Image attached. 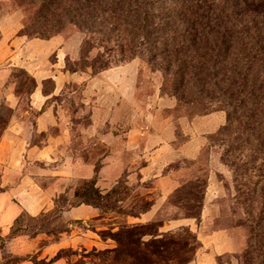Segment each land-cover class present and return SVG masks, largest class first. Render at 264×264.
<instances>
[{
  "label": "rangeland",
  "instance_id": "rangeland-1",
  "mask_svg": "<svg viewBox=\"0 0 264 264\" xmlns=\"http://www.w3.org/2000/svg\"><path fill=\"white\" fill-rule=\"evenodd\" d=\"M27 4L20 0H2L0 17L8 11L15 12L22 18L18 33L36 36L37 21L31 23L25 9ZM49 19L46 18L48 24ZM40 20L43 25L42 18ZM101 28L105 37L96 34L90 37L89 32L67 23L50 38H58L56 48L49 47L50 43L37 46L35 54L45 52L43 56L39 59L32 55L26 60L32 62L31 66H45L47 73L43 74L46 75L51 73L49 66L65 68L63 87L46 102V109L57 116L46 133L33 131L41 103L35 95L29 96L31 77L22 72L21 67H13L8 78L0 82V134L10 121L17 119L26 126L23 141H32L39 147L47 144L40 153L38 146H27L24 150L20 145L16 153L7 150L2 154L3 159H9L16 166L10 165L8 174L7 168L0 167V264L25 261L31 264H184L200 246L202 235L216 229L228 230L236 252L216 255L214 264H239L237 252L245 245L252 228L249 207L243 197H239L232 168L223 158L233 133L211 135L210 145L199 160L175 161L171 165V179L166 183L154 177L144 179L139 167L146 157L142 152L130 156L127 151L123 153L126 162L136 160L133 164L136 173L130 176L128 166L117 158L112 133L126 130L130 120L140 122L142 116L137 115L136 109L145 105L155 90L175 96L174 81L159 61H149L148 49L153 46V39L146 37V44H140L142 39L137 40L138 36L132 34L128 26L102 24ZM114 40L124 43L126 50L131 48L128 43L134 42L135 51L121 55L117 46L115 56L110 57L108 48H112ZM2 64L5 65V61ZM118 66H140L138 106L129 99L120 102V91L99 80L117 79ZM39 84L49 93L55 81L46 77ZM184 90L185 99L175 96L176 113L204 114L223 108L220 102H209L198 93ZM103 117L108 118L105 124L101 123ZM66 128L70 131L63 134ZM109 131L110 135L103 141V133ZM57 135L62 139L50 149V140ZM115 140L117 142V137ZM215 167L222 196L216 200L217 207L201 214L203 197L209 187L207 176L213 174ZM169 169L171 167H166L164 171ZM92 178L96 187L106 194L103 207L79 203L84 193L91 195ZM31 181L52 195L51 209L34 215L15 204L13 192ZM169 187L173 188L169 197L161 200V194ZM77 192L80 197L75 196ZM156 201H160L157 212L149 215L148 220L145 213ZM88 206L97 209L98 215H87L90 214ZM73 208L79 209L72 213ZM180 222L186 223L175 227ZM132 230L159 236H146L150 241L142 244L140 240L130 241ZM117 231H121L124 238L123 252L118 256ZM206 251L207 248H202L192 264H199ZM132 253L135 258L130 257Z\"/></svg>",
  "mask_w": 264,
  "mask_h": 264
},
{
  "label": "trees",
  "instance_id": "trees-1",
  "mask_svg": "<svg viewBox=\"0 0 264 264\" xmlns=\"http://www.w3.org/2000/svg\"><path fill=\"white\" fill-rule=\"evenodd\" d=\"M20 1L28 3L25 9L31 23L37 21V35L25 33L28 37L51 38L67 23L89 32L90 37H105L102 24L128 26L137 40L142 39L140 44H146V37L153 39L149 61H159L167 75L173 76L177 98L185 99L186 88L209 102L223 104L220 109L226 112L227 121L218 132L233 133L223 158L232 168L238 195L251 216L252 232L237 252L239 264H264V0ZM46 18H50V24ZM128 44L130 50L114 40L108 48L110 57L115 56L117 46L121 55L133 53L136 45ZM19 69L32 79L30 94L37 82L27 70ZM90 182L91 195L84 193L79 203L103 207L106 194L96 187L94 178ZM203 198L201 214L205 195ZM149 235L159 236L132 230L130 241L147 244L150 240L145 237ZM117 243L118 256L124 246L121 231H117ZM202 248L200 241L184 264H192Z\"/></svg>",
  "mask_w": 264,
  "mask_h": 264
},
{
  "label": "crops",
  "instance_id": "crops-1",
  "mask_svg": "<svg viewBox=\"0 0 264 264\" xmlns=\"http://www.w3.org/2000/svg\"><path fill=\"white\" fill-rule=\"evenodd\" d=\"M21 21L22 18L15 12L8 11L7 14L0 17V28L2 31V38L0 40V82L8 78L11 68L13 67H21L35 78L37 86L29 96L32 97L35 95L37 97V102H40L41 106L35 122L33 121L32 127L34 133H46L49 128L53 126L52 120H55L57 117L55 113L46 109V102L49 98L58 94V91L63 87L62 77L66 72L63 66H49L48 69L51 73L46 75L43 74L47 73V71L43 69L45 66H31V61L26 62L32 55L39 59L43 56L45 52H43L42 55L39 54V52L35 54V47L37 46H45V44L50 43L51 46L49 47L52 49L56 48L58 45V38L50 40V38H31L25 34H19L18 31L21 28ZM3 61H5V65H1ZM60 62L61 59H59V63ZM56 65L60 64L56 63ZM139 73L140 66H118L117 79L110 78L99 80L104 83L103 85H105V83L108 85L112 84V87L120 91V102L129 99L138 106L137 92L139 88ZM39 74L43 75L39 77ZM46 77H50L55 81L54 89L49 93L43 91L41 84H39L40 81L44 80ZM121 105L122 104H120L119 108ZM177 106L178 100L175 96L163 94L160 89L155 90V92L149 95V99L145 102V105H141L136 109L137 115H141L142 120L140 122L130 120V126L126 130H119L117 133H112L114 136V148L117 150V158H121L123 163L128 166L130 176L136 173L133 168V164L136 160H131L130 163H127L123 153L128 151L131 156L142 152L146 160L139 167L141 176H143L144 179L154 177L161 183H166L171 179V171L173 170L171 165L175 161L178 159L199 160L203 150L210 145V136L217 133L226 124L227 114L220 108L204 114L191 115L189 113H176ZM107 120L108 118L103 117L101 123L105 124ZM25 128V123L13 119L0 134V167L7 168V174L9 173L8 167L10 165L16 166V163L14 164L10 162L9 159L6 160L2 158V154L7 150L11 153H16L20 145L24 150H27V146H38V152L40 153L47 148L46 142L39 147V145L34 142L32 143V141H23ZM69 131L70 129L66 128L63 134H68ZM110 133V131L103 133V141L106 140V137L109 136ZM116 137L117 142L115 140ZM60 139H62L61 135L52 137L50 140V149H53L55 144L60 143ZM116 143L117 147H115ZM39 153H37V155ZM166 167H171V169L166 172L164 171ZM212 171L213 174L208 177L209 187L208 191L205 193L203 214L207 210L210 212L212 208L217 207L216 200L222 196L219 187L218 168L215 167ZM172 189V187H169L167 191L164 190L160 199H167ZM12 198L22 211L34 215L43 210L51 209L53 206L52 195L45 189H42L34 181L29 182L27 185H23L22 189H17L13 192ZM159 204L160 201H156L152 208L145 213L148 220L151 219L149 215L157 212ZM79 208H73L71 212L74 213ZM87 209L90 212V214L88 213L87 215L91 217L98 215L97 209L91 206H88ZM184 223L186 222H180L175 227L184 225ZM187 223L190 224L191 222ZM201 242L203 248H207V251L203 253L199 264H214L216 255H221L226 252H236L227 229L212 230L211 234L202 235ZM21 264L31 263L25 261ZM52 264H55V262Z\"/></svg>",
  "mask_w": 264,
  "mask_h": 264
}]
</instances>
